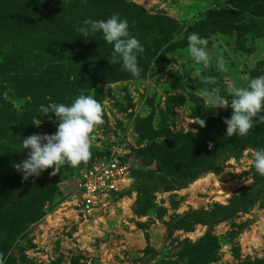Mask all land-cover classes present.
Instances as JSON below:
<instances>
[{
    "label": "rangeland",
    "instance_id": "rangeland-1",
    "mask_svg": "<svg viewBox=\"0 0 264 264\" xmlns=\"http://www.w3.org/2000/svg\"><path fill=\"white\" fill-rule=\"evenodd\" d=\"M66 2L68 12L60 13L57 0H0V252L6 264H264V176L251 164L256 149L247 135L226 136L224 111L231 108L210 110L201 94L205 77L216 81L208 87L227 95L232 83L246 87L264 75V0ZM113 14L128 20L143 45L140 77L111 63L112 46L102 34L82 38L76 30L85 19ZM59 15L71 23L70 36L78 35L73 43L56 41ZM191 33L208 40L207 69L187 51ZM221 55L224 71L217 65ZM80 94L103 105L92 149L127 150L138 186L91 210L80 205L78 166L65 165L56 175L48 168L27 180L13 167L27 159L22 139L56 131L54 114L39 113L40 105L70 104ZM197 118L219 125V134L202 149L191 179L165 173V163L180 165L192 148L204 146L194 139Z\"/></svg>",
    "mask_w": 264,
    "mask_h": 264
},
{
    "label": "clouds",
    "instance_id": "clouds-1",
    "mask_svg": "<svg viewBox=\"0 0 264 264\" xmlns=\"http://www.w3.org/2000/svg\"><path fill=\"white\" fill-rule=\"evenodd\" d=\"M80 37L87 38L96 33L102 34L103 40L112 46L111 63H121L123 69L133 77L141 76L138 57L144 52L143 45L129 31V23L118 14L101 20L85 19L77 27ZM187 51L195 63L204 69L210 66L212 57L207 50L208 40L198 33L187 36ZM224 57H217L220 71L225 70ZM194 75L200 77L201 69L197 68ZM205 87L202 97L210 110L217 108L227 110L231 108L230 118L224 119L226 125L225 135L246 136L248 132L259 123H264V75L251 78L246 87L232 83L227 95L221 94L220 87L215 85L214 77H205ZM226 97H230L229 100ZM39 113L48 117L54 114L57 128L53 134H33L21 140V149H28L27 159L13 167L22 173V178L39 177L46 169L52 168L51 175H56L65 165L77 167L82 162H87L92 155V140L94 129L103 124V105L93 96L80 94L74 97L70 104L51 103L47 106L40 105ZM201 128L205 120L197 118ZM41 122L36 124L39 126ZM212 145L209 144V148ZM251 164L257 173L264 176V148L253 150ZM0 264H6L4 253L0 252Z\"/></svg>",
    "mask_w": 264,
    "mask_h": 264
},
{
    "label": "built area",
    "instance_id": "built-area-1",
    "mask_svg": "<svg viewBox=\"0 0 264 264\" xmlns=\"http://www.w3.org/2000/svg\"><path fill=\"white\" fill-rule=\"evenodd\" d=\"M127 152L111 146L105 156L85 164L79 181V189L83 190L79 197L81 206L88 210L103 207L111 202L114 195L131 185L133 165L127 159Z\"/></svg>",
    "mask_w": 264,
    "mask_h": 264
},
{
    "label": "trees",
    "instance_id": "trees-1",
    "mask_svg": "<svg viewBox=\"0 0 264 264\" xmlns=\"http://www.w3.org/2000/svg\"><path fill=\"white\" fill-rule=\"evenodd\" d=\"M57 2H58V5H60V10H59L60 13H62L64 11L68 12L66 0H57ZM56 5H57V3H56ZM58 19H59V21H58L57 29H53V34L56 37V41L59 42V39H63L64 41H71V43H73L74 39H76V37L74 38V36H78V35L70 36L71 33L68 32V29L71 28L70 27L71 23L68 22L69 20L67 18L61 17L60 15H59ZM57 30H59V31H57ZM57 36H59V38ZM224 113H225L224 119H227L231 116V112L224 111ZM205 122H206L205 126L203 128L200 127L198 134L194 138V139H201L203 141L204 146L201 148V150L199 151L200 147H198L196 150H194L192 148L191 153H189L186 156L183 153V152H185V150H183L181 152L182 149H180L179 154L185 155V158H183V160L181 161L182 163L180 165L179 164L174 165L173 159H172V162H170V163L168 162V165L165 163L164 167L167 166V168H164L165 173L171 174L170 172H175V173H179L181 177L185 176V177H189L190 179L194 176V172L196 169L194 168L193 165H198L200 163V159H201L200 157L202 154L201 153L202 149L203 148L205 149V147L208 143V140L210 138L215 140L214 139L215 136H217L219 134V131L221 130L219 125L218 126L211 125V122L209 123L208 120H206ZM256 130L257 129L255 126L254 129H252V132L251 131L248 132V134H247L248 145H250L251 147H253L255 149H260V148H263V146H264V124L262 123V126L260 127V129L257 131ZM187 143L188 142H184V145L186 146ZM178 145H180V142L178 143ZM142 151H138L137 153H140ZM91 152H92L91 158L87 162H82L77 168L78 179H79L78 171H80V169H82V167H84L86 163H90L91 161L97 159L99 156H105L107 154V150H105V149H103V150L98 149V152H97V150L91 148ZM152 153L154 154V151ZM163 158H165V156H163ZM180 168H183L182 170L184 172H182V171L180 172ZM66 169H68V167L64 168V170H66ZM166 169H170V172L169 171L167 172ZM188 171H190V173H188ZM130 175H131L133 181L130 185V188L127 190V192L131 191V189H133L134 187H135V189L138 188L137 184H135L136 168L133 167L131 169ZM166 182H167V184H170V187H172L171 180L166 181ZM121 193L123 194V192H121ZM121 193H117V194L119 196H121L122 195ZM245 205H247V202L245 203Z\"/></svg>",
    "mask_w": 264,
    "mask_h": 264
}]
</instances>
